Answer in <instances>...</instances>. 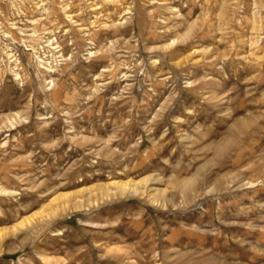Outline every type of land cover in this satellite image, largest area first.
<instances>
[{
	"label": "rangeland",
	"instance_id": "374dc122",
	"mask_svg": "<svg viewBox=\"0 0 264 264\" xmlns=\"http://www.w3.org/2000/svg\"><path fill=\"white\" fill-rule=\"evenodd\" d=\"M0 264H264V0H0Z\"/></svg>",
	"mask_w": 264,
	"mask_h": 264
},
{
	"label": "bare ground",
	"instance_id": "6f19581e",
	"mask_svg": "<svg viewBox=\"0 0 264 264\" xmlns=\"http://www.w3.org/2000/svg\"><path fill=\"white\" fill-rule=\"evenodd\" d=\"M116 185V184H115ZM119 185H121V184H119ZM112 186H114V185H112ZM119 187V186H118ZM122 187H124V186H122ZM125 188V187H124ZM137 188V187H136ZM120 189H121V187H120ZM126 189L127 188H125V189H121V195L120 194H118V195H120V196H126V194H129V195H132V196H135L138 192L136 191V189H128V191H126ZM115 190H117V188L115 189ZM114 190V191H115ZM109 191V190H108ZM118 191V190H117ZM110 192V191H109ZM141 192V191H140ZM113 193V192H112ZM116 193V192H115ZM111 195V194H110ZM113 195V194H112ZM116 195V194H115Z\"/></svg>",
	"mask_w": 264,
	"mask_h": 264
}]
</instances>
